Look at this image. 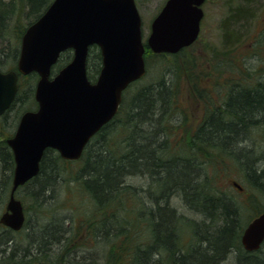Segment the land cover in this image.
Here are the masks:
<instances>
[{"label":"trees","instance_id":"trees-1","mask_svg":"<svg viewBox=\"0 0 264 264\" xmlns=\"http://www.w3.org/2000/svg\"><path fill=\"white\" fill-rule=\"evenodd\" d=\"M51 1L26 0L21 7L15 0H0V38L9 36L12 18L23 15L24 11L28 13L26 22H15L16 38L11 47L1 48L0 45V69L17 68L25 29L41 16ZM248 9V5H238L227 19L240 26L251 15ZM227 22L225 20L222 51L229 66L223 61L222 64L229 68V75L220 76L219 71L214 74L198 65L187 74L190 94L204 104V115L186 145L188 155L173 152L167 141L174 125L169 122V117L178 111L181 72L185 67L176 58L183 56L187 48L171 57L151 52L150 55L161 59L166 69L156 81L136 87L128 98L124 96L117 116L97 133L78 160L82 163L81 168L73 173L71 165H67L72 161L64 160L54 149H47L38 175L19 187L18 195L24 203L27 219L19 231L0 225V264H75L76 258L90 257L87 261L76 262L264 264V246L253 253L241 254L238 250L242 249L240 237L244 226L264 211V156L258 148L243 145L247 138L254 141L260 133L264 134V82L250 84L254 73L249 72L243 59L240 64L234 58L239 49L235 42L240 34L230 30ZM232 30L238 34H233ZM261 32L255 35L257 44L251 48L252 55H260V50H264V29ZM71 57L70 50L64 52L54 65L53 74ZM101 64L100 49L94 45L88 57L91 79L98 74ZM169 66L176 74L171 78ZM37 79L35 72L20 75V91L10 109L0 117L3 130L14 125L17 113L11 114L16 106L26 110L36 107ZM186 98H189L188 94ZM224 142L230 145L229 149H222L217 144ZM223 154L238 158L240 154L247 167L244 176L248 186L241 184L244 197L240 200L217 188L215 177L209 174L211 164ZM192 158L196 159L197 165L185 161ZM14 167L13 152L0 136V201L9 196ZM74 182L78 183L82 194L91 198L87 204L90 214L86 212L80 225L72 222L71 215L66 218L57 211L61 204L57 202L59 189ZM139 188L143 189L145 198L139 196ZM123 195L129 200L138 199L143 209H126L122 214ZM174 197L192 210L195 218L173 207ZM246 206L251 207L253 213L243 224L240 214L243 215L241 212ZM33 213L38 217L35 223ZM184 229L191 233L183 242L179 240V233ZM80 233H86L85 238L80 239ZM91 248L101 255L103 262H95L96 258L86 253Z\"/></svg>","mask_w":264,"mask_h":264},{"label":"water","instance_id":"water-1","mask_svg":"<svg viewBox=\"0 0 264 264\" xmlns=\"http://www.w3.org/2000/svg\"><path fill=\"white\" fill-rule=\"evenodd\" d=\"M204 1L167 0L152 21L146 43L135 0H53L28 26L21 39L17 70H0V116L15 101L19 74L38 73V109L25 111L15 133L6 139L15 168L0 223L13 230L24 226L26 215L16 197L18 187L38 175L47 148L56 149L64 159L82 156L91 138L117 114L124 91L146 74L147 47L156 53H177L196 41ZM93 45L100 47L103 60L96 82L89 79L87 68ZM68 49L73 50L72 60L51 78L52 66ZM241 241L248 251L261 247L264 211L249 222Z\"/></svg>","mask_w":264,"mask_h":264},{"label":"rangeland","instance_id":"rangeland-1","mask_svg":"<svg viewBox=\"0 0 264 264\" xmlns=\"http://www.w3.org/2000/svg\"><path fill=\"white\" fill-rule=\"evenodd\" d=\"M15 1L17 5L21 7L23 5L22 2H26V0ZM166 1L167 0H136L137 7L142 18V31L144 40H146L147 36L150 33V26L153 18L161 10ZM238 5H248V10L250 11L249 14H251H248L249 19L245 23H242V25L240 26L234 24L233 20L231 21L229 18L227 19L230 13L234 12ZM202 7L204 9L205 16L201 23L202 28L199 38L193 45L188 47L184 53H182L183 56H178L176 58L177 60H180L181 64L185 65L181 72L182 75L180 88L182 90V93L178 99V111H175L176 114L174 112V115L169 117V122L172 121L174 125L167 135V141L169 144L168 146H170L169 149L174 150L173 152L175 153L182 152L186 155H188V147L186 145L190 143V137L196 132L198 123L204 115V104L201 103V100H199L197 96L190 94L191 92L190 88L188 87L189 81H187V74L189 73V70H193V68L198 65L201 69L206 71L209 70L214 74L219 71L220 76L229 75V72H227L229 68L226 67L229 66V64L226 62L224 52L222 51L224 48L223 35L225 20H228L227 24L230 25V30L234 29L240 34L239 40L235 42V44L238 45L239 49L234 54V58L238 59L240 64H242L243 59L245 61V65L249 67V72L254 73V80L251 81L250 84L257 85V82H264V77L262 76V72L264 71V50H260V55H252L253 53L251 50V48H253V46L257 44V41H255V35H259L264 29V0H206ZM27 17L28 13L27 11H24L23 15L20 14L19 17H14L11 19V24L8 27V32L10 33L9 36L0 38V45H2L1 48L4 46L11 47L16 38L14 27L15 22H26ZM234 30H232L233 34L235 33ZM238 32L235 34H238ZM150 53L151 51L147 50L146 57L148 62V72L146 76L141 79L136 85L134 84L127 90V93L125 94L126 97L129 94L131 95L136 87L156 81L161 76V73L166 69V67H163L161 59L155 55H150ZM169 57L171 56L169 55ZM222 61L226 66H223ZM170 62H172V60ZM170 66L169 68H171V70L168 69L169 78L176 75L174 71H172L173 67ZM91 70L92 67L90 68V72ZM94 70L95 68H93V71ZM239 73L240 72L238 71V76ZM96 76L92 79L95 80ZM27 79L29 80V78ZM187 94L189 95V98H186ZM124 107V111L126 112L127 105H125ZM25 111L26 108L21 109V107L16 106L15 112L11 114L12 116H14L17 113V119L14 125L3 130V125L0 124V136L5 138L8 135L13 134L19 122L20 116ZM122 115L124 114L122 113ZM181 141H183V146ZM254 141L255 142L253 144L255 145L252 147L256 149L258 148L259 152L262 153L261 155L264 156V134L260 133L259 136L254 139ZM93 143L98 144L97 141H93ZM67 165H71L73 169L72 172L75 173L79 170V168H81L82 163L76 160L72 163H68ZM211 165L212 166L209 168V174L215 177L214 183L216 184L217 188L221 189L226 193L227 196L232 197L233 199H242L244 196H242L241 190L234 184V181L243 185L248 184V180L244 176L246 167L245 164L237 156L231 154H223L219 155V157ZM79 189L80 186L77 182H74V184L70 183V185L61 186V188L59 189V195L57 197V202L61 203L59 204L60 206L57 210L58 213L64 215L66 218L71 215L72 222H76L78 225H80L81 219L85 218L86 212L90 214V208L87 204L91 200L89 195L86 196L85 194H82ZM143 195L144 194L140 192L139 196L145 198V196ZM123 196L125 202L124 208L121 209L122 214L125 213L126 209H137V207H141V210L143 209L141 203L137 202L138 199L132 198L131 200H129L126 195ZM7 201L8 197H5L2 201H0V215L5 210ZM171 205L177 208L179 212L184 213L189 217L194 216L193 218H195V213L192 212V210L187 209V207H185V205L178 197L172 198ZM27 207H29V205H27ZM241 213L243 214H240V218L242 216L241 222L243 224H246L251 218L253 211L251 207L246 206V208H244ZM32 215V219L34 220L33 223H35L38 217H36L34 213ZM197 218L199 219L201 218V216H197ZM190 233V230L184 229L181 233H179V240L181 239V241L184 242V240L187 238L186 236ZM85 236L86 233H82L80 239H82L83 237L85 238ZM86 253L94 256V258H96L97 260L95 262H103L101 255H99V253H97L94 248H91L90 251L87 250ZM80 254L81 253L79 252L78 256H80ZM90 258H76L75 262H73L75 264H79L76 261H87Z\"/></svg>","mask_w":264,"mask_h":264},{"label":"bare ground","instance_id":"bare-ground-1","mask_svg":"<svg viewBox=\"0 0 264 264\" xmlns=\"http://www.w3.org/2000/svg\"><path fill=\"white\" fill-rule=\"evenodd\" d=\"M113 121V120H112ZM103 128V127H102ZM101 128V129H102ZM101 129L98 131V132H100L101 131ZM97 132V133H98ZM255 141H253V140H251V138L249 137V138H247V140H246V142L243 144V145H247V146H254L255 144H253ZM219 146H220V148H222V149H229L230 148V145L229 144H227V143H217ZM235 153H237V152H235ZM239 156V158H240V160L243 162V160H242V158H241V156H240V154L238 155ZM182 160H185V159H182ZM185 161H188L187 163H189V164H192V165H197V161H196V159L195 158H192V159H190V160H185ZM244 164H245V162H243ZM139 190H140V192H143V189L142 188H139ZM2 215V214H1ZM1 215H0V217H1ZM238 249V248H237ZM239 250V252L241 253V254H246V252L245 251H243L242 249H238ZM239 253V254H240ZM7 263V262H6ZM4 264V263H3Z\"/></svg>","mask_w":264,"mask_h":264},{"label":"flooded vegetation","instance_id":"flooded-vegetation-1","mask_svg":"<svg viewBox=\"0 0 264 264\" xmlns=\"http://www.w3.org/2000/svg\"><path fill=\"white\" fill-rule=\"evenodd\" d=\"M247 252V251H246ZM248 253V252H247Z\"/></svg>","mask_w":264,"mask_h":264}]
</instances>
